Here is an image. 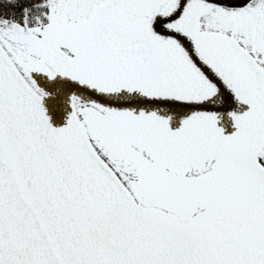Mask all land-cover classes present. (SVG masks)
<instances>
[{
  "label": "snow or ice",
  "instance_id": "1",
  "mask_svg": "<svg viewBox=\"0 0 264 264\" xmlns=\"http://www.w3.org/2000/svg\"><path fill=\"white\" fill-rule=\"evenodd\" d=\"M0 264H264V0H0Z\"/></svg>",
  "mask_w": 264,
  "mask_h": 264
}]
</instances>
